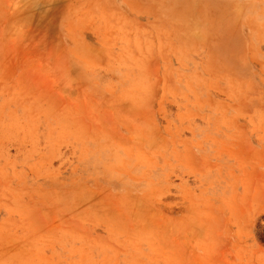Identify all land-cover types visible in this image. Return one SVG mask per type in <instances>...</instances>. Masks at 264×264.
I'll list each match as a JSON object with an SVG mask.
<instances>
[{
	"label": "rangeland",
	"instance_id": "rangeland-1",
	"mask_svg": "<svg viewBox=\"0 0 264 264\" xmlns=\"http://www.w3.org/2000/svg\"><path fill=\"white\" fill-rule=\"evenodd\" d=\"M0 264H264V0H0Z\"/></svg>",
	"mask_w": 264,
	"mask_h": 264
}]
</instances>
